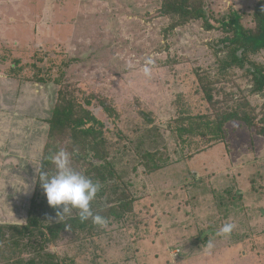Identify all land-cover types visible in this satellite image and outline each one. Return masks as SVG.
<instances>
[{"label": "rangeland", "instance_id": "obj_1", "mask_svg": "<svg viewBox=\"0 0 264 264\" xmlns=\"http://www.w3.org/2000/svg\"><path fill=\"white\" fill-rule=\"evenodd\" d=\"M158 1L0 0V57L7 58L0 66V223L22 224L27 217L48 136L44 120L58 99L54 80L63 74V85L92 100L112 140L119 131L129 134L118 143L116 167L134 183L136 201L126 219L108 223L100 234H64L48 251L63 264H264V135L229 122L226 139L209 148L197 136L186 135L180 144L169 128L182 109L212 115L198 74L214 79L215 50L226 33L207 30L201 20L165 32L172 20L157 14ZM257 1L208 0V11L222 19L233 8L249 27ZM147 57L155 61L150 78L142 71ZM14 59L21 62L10 69ZM254 59L264 65V51ZM39 76L49 83L37 82ZM232 76L215 82L216 99L222 90L236 91L239 99L244 90L253 104L264 103L247 91L246 78ZM141 110L165 138L170 161L157 171H146L132 143L137 128L149 124ZM61 138L55 144L71 154L75 169L83 168ZM225 223L235 228L218 234ZM8 254L0 264L31 255L22 248Z\"/></svg>", "mask_w": 264, "mask_h": 264}, {"label": "trees", "instance_id": "obj_2", "mask_svg": "<svg viewBox=\"0 0 264 264\" xmlns=\"http://www.w3.org/2000/svg\"><path fill=\"white\" fill-rule=\"evenodd\" d=\"M158 3L160 7L157 14L172 20L164 29L165 32L201 20L207 30L217 28L226 33L218 40L219 46L215 50L214 79L210 73L198 74L204 97L214 111L212 115H205L182 109L185 112H180L178 118H172L169 128L176 134L179 143H185L187 137L197 136L198 141L206 142V147L211 148L226 139V124L229 122H238L264 135V103L253 104L244 90V94L240 91L239 99L235 98L236 91L226 93L222 90L220 95L223 96L218 99L213 91L215 82L222 83L223 78L238 73L240 78H246L251 83L252 86L247 90L250 94L256 93L259 97H264V65L254 59L255 55L264 51V0L255 3L252 13L254 25L249 27L244 25L240 12L233 8L222 19H216L208 11V0H159ZM214 22L221 25H215ZM20 62V59H14L9 63L10 69ZM0 66H7L5 56L0 57ZM62 76L63 74L54 80L60 84L58 99L50 110V117L44 120L48 136L39 163L35 190L28 202L27 217L22 224L0 223V257L9 259L11 255L8 253H14L16 248L28 250L31 255L28 259L21 257L12 263L8 261V264H63L55 252L48 251L49 245L58 244L64 234L88 238L101 233L102 227L94 224L91 218L81 222L78 210L72 209L62 214V206L54 208L47 202L41 179L44 173L51 175L55 171L50 157L62 149L55 144L58 136L67 140L65 148L68 146L74 158L83 165V168L76 170L101 184L100 191L91 202L94 214H99L107 218L108 223H113L126 219L134 210L136 197L130 189L134 183L125 180L126 172L116 167L121 149L118 143L130 140L129 134L119 131L120 137L115 136L116 141L112 140L111 127L90 108L92 100L89 97L81 99L76 96L69 90L68 85L62 84ZM36 81L44 85L49 83L48 77L44 76H39ZM220 89H225V86L222 84ZM217 103H220L219 108ZM102 104L114 113V108L109 107L105 100H102ZM140 113L149 124L145 129L137 128L140 133L132 139V143L136 144L134 149L138 154V161L146 171H157L170 161L163 151L165 138L160 137V128L154 124V117L144 110ZM185 145L183 150L187 154L190 149ZM136 169L134 165L133 170ZM192 175L195 177V174ZM232 191L231 186L227 188L229 194ZM236 195L238 193L235 191L233 196Z\"/></svg>", "mask_w": 264, "mask_h": 264}, {"label": "clouds", "instance_id": "obj_3", "mask_svg": "<svg viewBox=\"0 0 264 264\" xmlns=\"http://www.w3.org/2000/svg\"><path fill=\"white\" fill-rule=\"evenodd\" d=\"M154 63L155 61L151 57L145 59L142 68L144 76L151 77V66ZM50 160L55 166V171L51 175L44 173L41 179L48 204L54 208L62 206V214L76 209L81 222L91 218L94 224L106 227L107 218L94 214L91 209V202L101 189L100 182L94 181L82 171L76 170L71 163V154L65 149H60L52 154ZM234 228V223H225L218 234L228 235Z\"/></svg>", "mask_w": 264, "mask_h": 264}]
</instances>
